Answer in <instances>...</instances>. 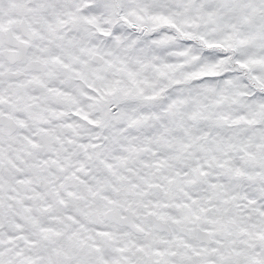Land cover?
<instances>
[{"label":"snow or ice","instance_id":"1","mask_svg":"<svg viewBox=\"0 0 264 264\" xmlns=\"http://www.w3.org/2000/svg\"><path fill=\"white\" fill-rule=\"evenodd\" d=\"M0 264H264V0H0Z\"/></svg>","mask_w":264,"mask_h":264}]
</instances>
